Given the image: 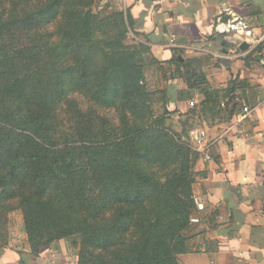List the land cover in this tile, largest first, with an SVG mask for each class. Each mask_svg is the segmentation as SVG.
<instances>
[{
    "label": "trees",
    "instance_id": "trees-1",
    "mask_svg": "<svg viewBox=\"0 0 264 264\" xmlns=\"http://www.w3.org/2000/svg\"><path fill=\"white\" fill-rule=\"evenodd\" d=\"M95 1L44 0L11 20L0 14V40L18 24L31 28L62 18L58 41L45 43L43 51L29 46L10 54L0 44V206L19 201L33 256L44 239L78 234L77 264H180L178 254L188 249L184 231L197 207L190 157L200 155L171 135L163 117L152 118L135 61L150 47L123 42L131 16L115 13L118 34L96 39L103 19L92 9ZM65 57L71 63L59 69ZM231 84L227 98L234 108ZM68 86L104 107L118 102L119 131L88 137L87 125L77 143L57 145L56 104ZM214 92L204 88L201 102Z\"/></svg>",
    "mask_w": 264,
    "mask_h": 264
},
{
    "label": "crops",
    "instance_id": "crops-1",
    "mask_svg": "<svg viewBox=\"0 0 264 264\" xmlns=\"http://www.w3.org/2000/svg\"><path fill=\"white\" fill-rule=\"evenodd\" d=\"M116 1L132 18L138 32L132 36L147 43L153 58L169 71L173 91L166 106L177 109L174 115L187 103L198 104L203 95L179 73L171 76L173 66L205 70L209 88L230 85L231 78L243 80L240 86L234 81L238 93L234 111H229L233 120L214 115L202 124L214 138L211 160L201 155L196 160L193 195L201 197L202 206L190 222L202 229L189 238L187 251L178 254L180 264H264V0ZM223 4L262 36L258 47L242 50L235 36L216 32ZM23 264L43 263L29 255Z\"/></svg>",
    "mask_w": 264,
    "mask_h": 264
},
{
    "label": "rangeland",
    "instance_id": "rangeland-1",
    "mask_svg": "<svg viewBox=\"0 0 264 264\" xmlns=\"http://www.w3.org/2000/svg\"><path fill=\"white\" fill-rule=\"evenodd\" d=\"M43 2L44 0H0V14L5 19L11 20L16 16H20L23 12L35 10ZM92 9L98 11L103 19L95 34L96 39L105 40L109 36H116L122 26H116L114 14L118 12L125 13L121 3L116 0H96L92 5ZM61 25L62 18L60 16L49 22L43 21L31 28L28 25L18 24L4 32L0 44L3 47L2 49L10 54L17 49H29V46H34L35 49L43 51L45 43L58 41ZM132 31L138 34L133 27ZM132 31L126 30L123 42L137 48V43L142 41L135 39L131 34ZM41 59L37 62V66L40 65ZM135 61L140 66L142 73L139 83L149 93V102L153 111L152 118L163 117L164 126L167 127L171 135L174 134L184 140L190 129H204L203 122L214 115L233 120L234 115L229 111H234V108L231 107V102L227 98L228 83H224L227 86H221L220 88H209L210 86L205 78V70L194 69L189 72V69H176L174 66L170 72L171 76L173 73H179L185 77L187 83L190 81L198 85L200 92L204 88H208L215 91V96L208 102H201V100L198 104H196V101L194 104L187 103V108L177 115H174L177 109L167 105L168 109H165L167 112L163 116L165 112L164 105L170 98V92L173 91V86H169L173 84L168 78L169 71L155 63L151 53L140 51L136 55ZM70 63L71 60L65 57L58 61L57 67L60 69ZM188 78L190 80H187ZM192 78H195L196 81H191ZM230 81H237L240 86L243 80L231 78L228 82L230 83ZM235 91L234 94L236 95L238 92ZM175 92L178 93L179 91L173 93ZM120 124L121 112L118 102L114 106L104 107L93 102L85 93L68 86L56 104L54 141L59 146L77 143L78 139L83 136H80L78 131L81 128L83 130V127L87 125L90 128L87 132L88 137L91 135L97 137L101 129L110 133H117ZM197 159L198 157L196 158L191 154L192 191L199 173L196 168ZM152 170L159 171L156 168H152ZM163 173L165 171H159L158 175H164ZM106 216L110 220L112 213L109 211ZM200 225L190 223L184 231L185 237L189 240L192 235L202 229ZM79 242L80 237L78 234L51 241L44 239L35 256L41 257L43 264H77ZM29 253L31 255V248L24 227L23 208L17 199H7L0 206V264H22L29 259Z\"/></svg>",
    "mask_w": 264,
    "mask_h": 264
},
{
    "label": "built area",
    "instance_id": "built-area-1",
    "mask_svg": "<svg viewBox=\"0 0 264 264\" xmlns=\"http://www.w3.org/2000/svg\"><path fill=\"white\" fill-rule=\"evenodd\" d=\"M215 30L221 35H233L237 39V45L244 41L248 45V49L256 48L262 40V36L258 35L254 28L246 19L236 14L230 6L223 4L216 20ZM264 63V57L260 58ZM244 117V114H238L236 121ZM185 144L194 152L202 156L203 160H211L210 147L214 142V138H210L207 132L202 128L190 129L184 138ZM194 202L197 207H201V197L194 196Z\"/></svg>",
    "mask_w": 264,
    "mask_h": 264
},
{
    "label": "water",
    "instance_id": "water-1",
    "mask_svg": "<svg viewBox=\"0 0 264 264\" xmlns=\"http://www.w3.org/2000/svg\"><path fill=\"white\" fill-rule=\"evenodd\" d=\"M239 48L242 49V50H245L248 48V45L246 42L242 41L240 44H239Z\"/></svg>",
    "mask_w": 264,
    "mask_h": 264
}]
</instances>
